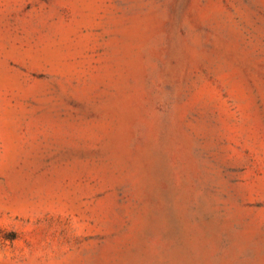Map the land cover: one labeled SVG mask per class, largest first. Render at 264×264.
I'll return each instance as SVG.
<instances>
[{
	"label": "rangeland",
	"instance_id": "374dc122",
	"mask_svg": "<svg viewBox=\"0 0 264 264\" xmlns=\"http://www.w3.org/2000/svg\"><path fill=\"white\" fill-rule=\"evenodd\" d=\"M0 264H264V0H0Z\"/></svg>",
	"mask_w": 264,
	"mask_h": 264
},
{
	"label": "trees",
	"instance_id": "16d2710c",
	"mask_svg": "<svg viewBox=\"0 0 264 264\" xmlns=\"http://www.w3.org/2000/svg\"><path fill=\"white\" fill-rule=\"evenodd\" d=\"M7 238H14L13 235H6Z\"/></svg>",
	"mask_w": 264,
	"mask_h": 264
}]
</instances>
